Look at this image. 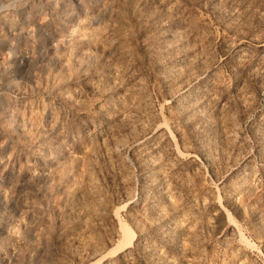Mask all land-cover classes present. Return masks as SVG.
<instances>
[{"label":"rangeland","instance_id":"1","mask_svg":"<svg viewBox=\"0 0 264 264\" xmlns=\"http://www.w3.org/2000/svg\"><path fill=\"white\" fill-rule=\"evenodd\" d=\"M0 264H264V0H0Z\"/></svg>","mask_w":264,"mask_h":264},{"label":"bare ground","instance_id":"2","mask_svg":"<svg viewBox=\"0 0 264 264\" xmlns=\"http://www.w3.org/2000/svg\"><path fill=\"white\" fill-rule=\"evenodd\" d=\"M123 228H124V227H123ZM126 230H127V229H126ZM127 231H128V230H127ZM129 231H130V230H129ZM129 231H128V232H129ZM125 233H127V232H125ZM130 233H131V232H130ZM128 236H130V235H128ZM126 237H127V236H126ZM127 238H128V237H127ZM133 241H134V240H132L130 243H133ZM125 243H127V240H126ZM121 245L123 246V245H125V244L122 243Z\"/></svg>","mask_w":264,"mask_h":264}]
</instances>
